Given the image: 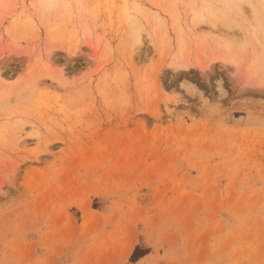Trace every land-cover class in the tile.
I'll return each instance as SVG.
<instances>
[{
    "label": "rangeland",
    "instance_id": "obj_1",
    "mask_svg": "<svg viewBox=\"0 0 264 264\" xmlns=\"http://www.w3.org/2000/svg\"><path fill=\"white\" fill-rule=\"evenodd\" d=\"M0 264H264V0H0Z\"/></svg>",
    "mask_w": 264,
    "mask_h": 264
},
{
    "label": "trees",
    "instance_id": "obj_2",
    "mask_svg": "<svg viewBox=\"0 0 264 264\" xmlns=\"http://www.w3.org/2000/svg\"><path fill=\"white\" fill-rule=\"evenodd\" d=\"M139 250H140L139 248H138V249H136V251H135V253H134V256H135V255H137V256H138Z\"/></svg>",
    "mask_w": 264,
    "mask_h": 264
}]
</instances>
